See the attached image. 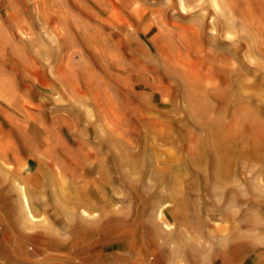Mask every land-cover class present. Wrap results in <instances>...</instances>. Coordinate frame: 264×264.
Returning a JSON list of instances; mask_svg holds the SVG:
<instances>
[{"label":"rangeland","instance_id":"374dc122","mask_svg":"<svg viewBox=\"0 0 264 264\" xmlns=\"http://www.w3.org/2000/svg\"><path fill=\"white\" fill-rule=\"evenodd\" d=\"M183 1L0 0V216L22 185L37 217L25 260L44 263L50 234L63 264L113 236L131 244L127 264H264V57L252 31ZM17 130L47 143L31 154ZM82 156L102 168L97 207L51 176L82 178ZM82 208L98 219L81 223ZM163 221L198 240L180 251Z\"/></svg>","mask_w":264,"mask_h":264},{"label":"bare ground","instance_id":"6f19581e","mask_svg":"<svg viewBox=\"0 0 264 264\" xmlns=\"http://www.w3.org/2000/svg\"><path fill=\"white\" fill-rule=\"evenodd\" d=\"M207 1L210 4L211 8L216 13L223 16L224 26L226 27V30H228L231 27H235L239 24V25H242L243 27H246V29H248L249 31H252L254 36H255L256 41H259V45H260V46H257L256 51H257L258 55L264 57V0H207ZM184 5H185V1L181 0V6L184 7ZM134 13H136V12H134ZM40 16H42V18L44 20H47V18L45 17L46 15L44 13L41 14ZM17 31L19 34H22L23 36L29 35V32H27V30L24 28L18 27ZM7 100H8V98H7ZM104 112H105V110H104ZM39 128H41V127H39ZM38 131H39V129H38ZM17 132L20 134V137H21L20 145L25 150L31 152V154L36 153V151L39 148V145L41 143H47L46 137H41L40 139H38L39 140L38 141L37 139H33V138L29 137L28 134H26L28 131L25 132L24 130H17ZM39 134H40V132H39ZM15 152H16V150H15ZM45 157H47V156H45ZM78 169L80 170V172H82V178H79L78 180L73 179L69 174H65L64 173L65 170H63V168H60V167H55L52 170L51 176H53L55 178V180L58 181L59 184L64 183V184H66V186L69 185L71 187H75V190H77V193H78L77 194L78 199L84 205H86V206L88 205L89 207H92V208L97 207V205H98L97 203L101 199H103L102 193L100 191V184L98 182V176L102 175V173H101L102 168L97 163L90 164L88 162V157L82 156L79 160V163H78ZM219 171H221V169ZM90 175L92 176V178L89 177ZM0 180H1V178H0ZM27 183H29V182H27ZM23 184H25V182ZM55 186H57V185H55ZM13 191L16 193V196L13 199L11 198L12 200L9 202L10 207L8 209V211H9L8 214H3L2 216H0V221H2V225H1L2 229L1 230L3 232L7 231L10 233L12 232V233H16V234L20 235L22 233V230H24L28 224L36 221L37 217L34 216V214H33V209L30 205L29 200H28V197H27L28 195H26V193L24 192L23 186L22 185H19L18 187L13 186ZM57 195H58V193H57ZM75 202H77V201H75ZM169 205H170V202H168V201L162 203L158 207L156 212L154 213L155 218H157L158 220L163 219V213H164L165 209L168 210ZM57 207L60 208V206H57ZM60 209L58 211L59 216L64 217L66 220H72L71 219L72 217L68 212L64 211L62 208H60ZM175 209H176V207H175ZM151 211H153V210H151ZM78 216H79L81 223H82V221L86 222V221L90 220L91 218H95V217L97 218V214L95 212L89 213L84 208H82L79 211ZM97 219H95V220L97 221ZM96 229L97 228L94 227L93 232H95ZM160 229H162V230L161 231L159 230V232H163L166 235L176 234V237H175L176 243L175 244L177 245L178 249L180 248V251L187 245V243L189 241L196 239L195 236H191V235L189 236V234L184 229L177 228V227H175V225L167 224L164 221L162 222ZM219 229L222 231L221 228H219ZM53 232H56V231H53ZM164 234H162V235H164ZM56 237H58V236L56 235ZM8 240H10V239H8ZM196 240H198V239H196ZM60 242H62V241H60ZM53 244H54V242H53ZM60 244L62 246V243H60ZM18 245H19V243H18ZM248 247H249L248 244L243 245L241 243H234L231 246L232 249H230V247H229V249L231 251H237V249L239 248V250L246 252ZM14 249H15V247H14ZM201 262L203 264L204 260L201 259ZM24 263H26V262H24ZM170 264H184L183 257H182L180 252L178 253L177 259L173 260V262L171 261Z\"/></svg>","mask_w":264,"mask_h":264},{"label":"crops","instance_id":"0c3cea01","mask_svg":"<svg viewBox=\"0 0 264 264\" xmlns=\"http://www.w3.org/2000/svg\"><path fill=\"white\" fill-rule=\"evenodd\" d=\"M82 223H84L86 225L87 221L86 222L82 221ZM1 225H2V222L0 223V226ZM1 229H2V226H1ZM93 229H94V227H87V226L85 228H83V230H82L83 231V236H82L83 239L92 238L91 236H95L96 231L93 232ZM103 232L104 233L106 232L107 233L106 235L109 234V232H107V231H103ZM0 233L2 234V238H3L4 242L6 240L10 239V240H8L7 244L4 243L3 249L0 250V259H1L0 264H40L39 262H36L35 259L29 260V261L24 259V257L28 254V252H26L27 249H26L25 245H26L27 241L31 240L32 237H36V233H33V232L29 233L26 236L27 239L26 238L21 239L19 237V234L12 233V232L11 233L7 232V231L3 232L2 230H0ZM158 235H159L160 239L161 238L163 239L164 235H162V233L161 234L158 233ZM49 236H50V234H49ZM49 236L45 239H41V244L44 246V248H43L44 254L41 257L42 259L40 257L38 258L39 259L38 261H42V262H44L43 264H46L45 261H43V260L55 258V260H53L54 263H52V264H63L65 262L63 260L64 258L58 259L59 256L57 254L52 253L55 250L64 249L61 247V244H60V243H62V245H63V242H60L61 240L57 241L52 236H50V237ZM109 238H111V239H109ZM109 238H105V239L97 240V241L92 240L93 243H90V245H88V246L92 247L94 255L89 256V257L87 256L86 259H83L81 262H73L71 264H98V263H100L98 261L99 258H107V259L110 258V260L108 261L109 264H127L128 249L129 250L133 249V248H131V244L123 238L122 239L124 241L122 240L123 241L122 242L120 237H118V240H116V237H114V236L109 237ZM115 241H118V243H116ZM169 241H170V239H169ZM53 242H54V244H53ZM18 243H19V245H18ZM88 246H86V247H88ZM14 247H15V249H14ZM171 250H172V247H169V248L167 247V248H165V250H162V251L163 252H171ZM160 255L162 258L163 254L160 253ZM32 256H38V254L32 253ZM226 259H229V258H226ZM24 262H26V263H24Z\"/></svg>","mask_w":264,"mask_h":264}]
</instances>
